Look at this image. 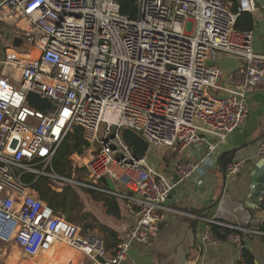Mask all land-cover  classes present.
I'll return each mask as SVG.
<instances>
[{
	"label": "built area",
	"instance_id": "1",
	"mask_svg": "<svg viewBox=\"0 0 264 264\" xmlns=\"http://www.w3.org/2000/svg\"><path fill=\"white\" fill-rule=\"evenodd\" d=\"M136 17L120 0H2L0 22L27 43L0 60V256L11 243L37 257L60 243L97 264H122L134 241L149 242L169 213L204 222L202 239L219 245L213 217L170 204L176 186L214 164L217 144L197 161L176 165V181L137 158L123 137L130 129L157 149L189 150L212 136L224 141L244 123L248 96L264 89V54L254 50V30L235 28L241 12L264 10V0H135ZM226 53L244 65L228 75L216 64ZM213 63V64H210ZM222 91L224 94H219ZM34 92L51 102L39 107ZM75 127L93 147L82 178L58 174L53 158ZM264 154V142L261 143ZM240 169L230 163L227 173ZM32 173L122 199L134 217L128 235L83 233L40 198L23 175ZM128 189L103 185V179ZM228 239L258 229L231 226Z\"/></svg>",
	"mask_w": 264,
	"mask_h": 264
},
{
	"label": "crops",
	"instance_id": "2",
	"mask_svg": "<svg viewBox=\"0 0 264 264\" xmlns=\"http://www.w3.org/2000/svg\"><path fill=\"white\" fill-rule=\"evenodd\" d=\"M253 14L255 16L254 38L257 32L263 38L262 45L256 47L253 43L254 50L264 54V10L260 8ZM7 25L0 22V60L4 59L9 49L17 52L28 49L26 41L15 32L14 28L13 33L5 29L4 26ZM9 35L11 43L8 45L3 44V40L9 41L7 39ZM15 37L23 39L24 42L14 46L12 43ZM216 64L224 71L222 84L228 86V75L242 67L244 61L240 58L231 57L226 53H221ZM0 65L3 67L2 63ZM11 71L12 69L4 66L1 73L10 74ZM219 94H224V92L220 91ZM247 103L248 116L239 129L230 134L226 140L220 142L212 136L210 139L202 140L198 145H194L184 152H177L172 147H165L172 149L177 155L166 157V162L161 169L156 170L165 172L169 175L170 180L175 182L177 178L175 169L179 162L197 161L208 150L209 141L214 145L217 144V148L212 155L214 164L207 170H202L196 174V178L187 179L177 185L171 196L170 204L192 213H201L207 217H213L224 224L217 226L229 228L232 231L231 226H240L258 229L263 233H242L241 245L230 241L228 237L221 244L212 245L202 239L204 222H198L185 215L169 213L168 218L161 225L159 233L151 238L149 242L134 241L132 243L131 249L122 264H237L242 260V248L244 246L253 255L254 264H264V230H262L264 226V191L256 201L253 199L251 191L257 181L259 180L260 183V180L264 178V154L260 150L261 143L264 142V89L258 88L252 91L248 96ZM75 155L77 157L82 156L75 153L71 158H74ZM237 162L240 163V169L233 174H228L226 170L228 164ZM256 166L262 168L256 171ZM73 168L74 172L70 177L82 178L87 175L86 167L84 171L80 172L77 171L78 167L73 165ZM75 172H78L79 175H76ZM32 175L35 179L45 177ZM256 177L257 180L254 181L253 178ZM51 180L55 181L56 186L53 188L56 190L60 182L64 187L66 185L74 186V188L78 187L81 189L78 191L82 193H84V189H89L103 196L116 197L87 187L64 183L55 179ZM102 182L103 185L110 187L109 179L104 178ZM115 188L122 192L128 191L127 188L119 185H115ZM85 196L90 198L91 202L82 195L81 205L83 209L84 202L85 211L80 212V214L85 213L82 218L83 223L91 224L93 228L84 231V225L79 224L83 229V233H94L104 237L110 250L115 251L114 240L116 236L119 234L128 235L134 217L119 197L116 198L120 201V214L112 215L102 206L100 200H92L90 195ZM93 206L95 209L92 208ZM76 223L78 224V222ZM113 231L116 235L110 237ZM17 248L20 249L18 246ZM42 256L51 259V264H97L78 249L64 243H60L56 251L42 253ZM40 260L42 261V259Z\"/></svg>",
	"mask_w": 264,
	"mask_h": 264
},
{
	"label": "trees",
	"instance_id": "3",
	"mask_svg": "<svg viewBox=\"0 0 264 264\" xmlns=\"http://www.w3.org/2000/svg\"><path fill=\"white\" fill-rule=\"evenodd\" d=\"M233 1V11H237L239 0H229ZM122 13L130 15L132 18L136 17L137 5L135 0H120ZM255 26V16L250 12H241L239 15L235 28L238 31H251ZM89 149V143L84 138V131L82 127H75L73 131L69 132L66 138L63 140L62 144L58 148L54 159L53 168L54 170L62 175L70 177L74 172L73 163L71 156L75 153L84 155ZM85 167L77 168V171H84ZM23 179L26 182L31 183L33 189H35L40 198L47 202L51 207H53L57 212L63 214L69 221L72 222H83L82 218L84 212L81 205V196L79 191L72 187L71 185H66L64 191L60 193L53 187L56 186L55 181L48 177H40L35 179L32 174H24ZM84 193L92 196V200H100L102 206L107 209L108 213L119 215L120 214V204L119 199L116 197L103 196L100 193H96L89 189H84ZM264 204V199H263ZM78 209L77 213H73V210ZM93 228L91 224H84V231ZM214 233L221 240L227 239L228 235L232 233V229L225 228L222 226L215 225L213 227ZM264 230V226L262 227ZM114 231L111 233L110 237L115 236ZM13 264V261H10ZM237 264H254V257L249 252V250L244 246L242 248V260Z\"/></svg>",
	"mask_w": 264,
	"mask_h": 264
},
{
	"label": "rangeland",
	"instance_id": "4",
	"mask_svg": "<svg viewBox=\"0 0 264 264\" xmlns=\"http://www.w3.org/2000/svg\"><path fill=\"white\" fill-rule=\"evenodd\" d=\"M4 27L8 32L13 33L14 30L11 26L7 25ZM10 43H11L10 40L9 41L3 40V44L8 45ZM262 43H263V38H262L261 34L259 32H257L255 35V38H254V44L257 47L258 45H262ZM253 47H254V45H253ZM2 69H3V67L0 65V76L2 75V73H1ZM94 146L97 147V144H94ZM94 146H90V148L86 151L84 156L83 155L79 156L80 157L79 158L75 155L74 158H71L73 165L78 167V168L79 167H86L84 159L86 157L88 159H90L91 154L93 155L91 150L93 149ZM174 154L177 155V153L173 152L172 149H169V148L157 149L155 147L150 146L147 153H146V158H147L148 162L155 169L160 170L161 167L166 162L165 161L166 157H174L175 156ZM75 173H76V175H79L78 172H75ZM80 176H83V175H80ZM61 186L64 187V185H62V183L59 182V187L57 188V191H59L60 193H62L64 191V188ZM72 187H74V186H72ZM75 189L81 190L78 187H75ZM79 194L81 197L83 195V197H85L86 200L90 201L89 200L90 198L85 196V195H89V194L82 193L80 191H79ZM92 208L95 209L94 206ZM83 210H85L84 202H83ZM77 211H78V209H75V210H73V213H77ZM61 215H63V214H61ZM65 219L68 220L66 217H65ZM78 224L84 225L83 222H78ZM80 257H81V255H80ZM40 259H42V261ZM10 261H13L12 262L13 264H51L52 263L51 259H47L42 255L37 256L36 258H30L29 256H26L25 254H23V252H21V249H18L16 245L11 244V243L5 249L4 254L0 256V264H10L11 263Z\"/></svg>",
	"mask_w": 264,
	"mask_h": 264
},
{
	"label": "water",
	"instance_id": "5",
	"mask_svg": "<svg viewBox=\"0 0 264 264\" xmlns=\"http://www.w3.org/2000/svg\"><path fill=\"white\" fill-rule=\"evenodd\" d=\"M7 39L10 40V35L7 37ZM24 42L23 39H20L18 37H15L13 40V45L18 46L20 43ZM213 64V63H210ZM28 100L32 102L36 106H45L47 108L51 107V102L48 99L42 98L39 94L30 92L28 94ZM123 137L125 141L132 146L133 152L137 158H143L146 156V153L149 149V144L147 141H145L143 138H141L139 135H137L135 132H133L130 129H124L123 130ZM261 166H256L255 170L258 171L261 169ZM254 181L257 180L256 178H253ZM261 182L259 183V180L257 181V184H255V187L252 188V193H253V199L256 201L257 198H259L264 191V178L260 180ZM109 185L112 189L115 188L114 183L109 180ZM174 192V191H173Z\"/></svg>",
	"mask_w": 264,
	"mask_h": 264
},
{
	"label": "bare ground",
	"instance_id": "6",
	"mask_svg": "<svg viewBox=\"0 0 264 264\" xmlns=\"http://www.w3.org/2000/svg\"><path fill=\"white\" fill-rule=\"evenodd\" d=\"M81 159H82V158H81ZM84 161H85V162H88L89 160H88V158L86 157V158L84 159ZM78 251H79V250H78Z\"/></svg>",
	"mask_w": 264,
	"mask_h": 264
}]
</instances>
